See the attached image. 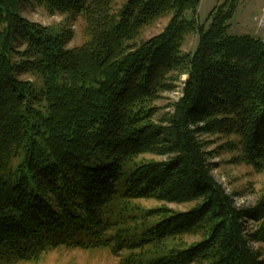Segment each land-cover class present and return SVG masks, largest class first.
I'll return each instance as SVG.
<instances>
[{
    "label": "trees",
    "instance_id": "obj_1",
    "mask_svg": "<svg viewBox=\"0 0 264 264\" xmlns=\"http://www.w3.org/2000/svg\"><path fill=\"white\" fill-rule=\"evenodd\" d=\"M33 1L82 17L87 39L68 49L69 35L19 15L23 0H0V264L59 249L106 251L119 264H264L253 247L264 245V197L236 209L201 139H233L225 148L238 162L264 170V44L227 35L239 0L200 26V0H126L118 11L115 0ZM161 17L164 30L142 42ZM23 73L41 78L40 92ZM183 75L181 97L156 120L153 102ZM139 200L195 206L138 219ZM187 236L199 241L168 248Z\"/></svg>",
    "mask_w": 264,
    "mask_h": 264
},
{
    "label": "rangeland",
    "instance_id": "obj_2",
    "mask_svg": "<svg viewBox=\"0 0 264 264\" xmlns=\"http://www.w3.org/2000/svg\"><path fill=\"white\" fill-rule=\"evenodd\" d=\"M126 0H115V11H118ZM224 0H200L197 22L200 25L205 24L209 13L221 5ZM22 8L19 10V15L31 22L47 28L52 35H69L70 40L67 44L68 49L79 47L82 45L87 37L85 35V21L82 17H72L70 15H50L38 3L33 0H23ZM243 7H239L242 10ZM264 10V9H263ZM262 10V12H263ZM262 12L259 18L262 15ZM253 22L252 15L247 14L244 18L235 14L229 22V29L227 35L229 36H243L248 35L260 39L261 31L258 28V20ZM244 19V20H242ZM169 17H161L151 23L148 28L143 31L140 39L142 42L159 35L168 23ZM261 40V39H260ZM262 42V40H261ZM198 44V35L193 33L188 35L182 46V53L192 54ZM23 50V47L19 48ZM18 61L19 58L15 57ZM18 79L28 81L40 92L42 88L41 78L32 73H23L18 75ZM185 75L180 77L176 84V90L171 93H163L159 99L153 102L152 106L156 109L155 119L160 120L164 114L172 112V108H168L172 102L181 97L182 82L186 81ZM202 140L208 142L206 147L207 152H212L213 158L210 160L212 164L217 167L212 172L216 182L223 188L227 195H230L233 200V206L236 209L249 208L264 197V170L256 172L252 167L238 162L237 150L229 151L225 148L229 140L225 137L217 136H202ZM232 142V141H230ZM145 160L162 161L165 157H154L146 155ZM139 208L135 212L136 217L140 219L144 216L147 209L165 206L177 212H187L195 206V203L188 204H164L158 203L154 200H139L134 202ZM158 221L157 218L149 219V224L153 225ZM250 229H254L252 223H248ZM199 241V237L187 236L183 239H177L168 244V248L184 249L189 247L192 243ZM255 249L261 248L262 258L264 259V245L253 244ZM18 264H119V259L109 255L106 251H82V250H67L59 249L50 251L42 256L37 262H22Z\"/></svg>",
    "mask_w": 264,
    "mask_h": 264
},
{
    "label": "crops",
    "instance_id": "obj_3",
    "mask_svg": "<svg viewBox=\"0 0 264 264\" xmlns=\"http://www.w3.org/2000/svg\"><path fill=\"white\" fill-rule=\"evenodd\" d=\"M240 6L243 7L242 10L241 9L239 10ZM263 9H264V0H239L235 14L239 15L242 18H244L247 14H250L254 18L253 22H255L259 18Z\"/></svg>",
    "mask_w": 264,
    "mask_h": 264
},
{
    "label": "built area",
    "instance_id": "obj_4",
    "mask_svg": "<svg viewBox=\"0 0 264 264\" xmlns=\"http://www.w3.org/2000/svg\"><path fill=\"white\" fill-rule=\"evenodd\" d=\"M258 28H260V31H261L260 39L262 40V43L264 44V10L262 12L261 17L258 20Z\"/></svg>",
    "mask_w": 264,
    "mask_h": 264
}]
</instances>
